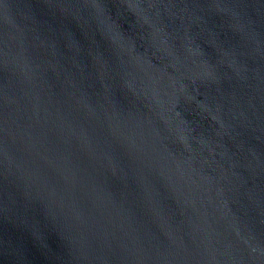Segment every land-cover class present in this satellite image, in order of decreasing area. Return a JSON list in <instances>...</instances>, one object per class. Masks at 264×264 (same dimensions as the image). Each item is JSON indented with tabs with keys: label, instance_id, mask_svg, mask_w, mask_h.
Returning a JSON list of instances; mask_svg holds the SVG:
<instances>
[{
	"label": "water",
	"instance_id": "95a60500",
	"mask_svg": "<svg viewBox=\"0 0 264 264\" xmlns=\"http://www.w3.org/2000/svg\"><path fill=\"white\" fill-rule=\"evenodd\" d=\"M0 264H264V0H0Z\"/></svg>",
	"mask_w": 264,
	"mask_h": 264
}]
</instances>
